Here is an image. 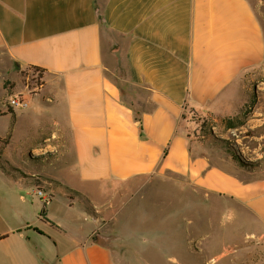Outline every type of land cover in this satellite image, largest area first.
Listing matches in <instances>:
<instances>
[{
    "label": "crops",
    "instance_id": "obj_1",
    "mask_svg": "<svg viewBox=\"0 0 264 264\" xmlns=\"http://www.w3.org/2000/svg\"><path fill=\"white\" fill-rule=\"evenodd\" d=\"M263 59L249 0H0V116L13 115L0 129V264H264V163L246 169L185 117L236 114L227 105ZM31 67L45 79L37 104L7 107ZM155 176L217 210L201 236L157 211Z\"/></svg>",
    "mask_w": 264,
    "mask_h": 264
},
{
    "label": "rangeland",
    "instance_id": "obj_2",
    "mask_svg": "<svg viewBox=\"0 0 264 264\" xmlns=\"http://www.w3.org/2000/svg\"><path fill=\"white\" fill-rule=\"evenodd\" d=\"M249 1L253 5L264 29V0ZM114 37H117V35ZM117 65L115 69L116 75L125 78L127 70L123 57L120 58ZM25 75H27L26 71ZM25 75L22 78L24 84L26 83ZM241 84L242 87L236 93L233 102L227 105V108L237 109L236 114L204 117L196 113L187 112L185 117L190 123L188 131L200 139L209 140L210 143L217 145L222 151L232 154L234 158L235 155L238 156L242 164L239 163L246 169L255 170L260 168L264 163V59L258 65L244 71ZM44 89L38 92V94L43 93ZM19 91L24 93L29 103L28 108H32V105L37 104L36 99H34L36 98L34 97L35 95L26 92V90L22 91L18 88L14 92H11L10 95ZM9 113L7 118L0 116V129L6 121L13 117L11 112ZM230 121L234 122V126H229ZM33 164L42 165V161H34ZM28 167L31 168V166ZM176 183L177 180L172 181L170 176H155L151 181L145 182V185L160 188L155 192V195L158 196V204L160 203V208L157 210L160 214L165 215L173 211L174 218L172 221L167 222V224H177L180 236L190 233L197 238L201 236L205 229L203 217H207L211 213H214L217 217L219 214L216 209L212 211L209 208L210 202L204 200L203 193L187 192L184 179L180 177L178 180V192L172 189V186L174 188ZM183 187L185 188L182 189ZM143 193L140 192V194ZM146 194L147 197L141 200L142 203L150 200L148 197L152 194ZM171 200L174 201L172 206ZM220 201L222 200L215 199L214 203L217 205L222 204L223 206L228 204L227 201ZM127 210H130V208L128 207ZM188 219L193 220L190 222ZM187 223L188 230H186ZM165 224V222H161L158 219L151 222L152 226H156V230L161 227L164 228ZM226 226L232 228L234 231L238 229L240 232H243L247 228H242L243 226L241 227L240 223L238 224L234 220H231ZM215 248L217 247H212V249Z\"/></svg>",
    "mask_w": 264,
    "mask_h": 264
},
{
    "label": "built area",
    "instance_id": "obj_3",
    "mask_svg": "<svg viewBox=\"0 0 264 264\" xmlns=\"http://www.w3.org/2000/svg\"><path fill=\"white\" fill-rule=\"evenodd\" d=\"M27 75H25L26 83L25 90L30 94L37 95L38 92L42 91L45 86V79L43 76V70L36 67H31L26 70ZM31 82V83H30ZM5 105L9 108H27L29 106L28 101L25 98L23 92L12 93ZM34 193L38 196H46V192L42 187L34 188ZM47 198V197H46Z\"/></svg>",
    "mask_w": 264,
    "mask_h": 264
},
{
    "label": "trees",
    "instance_id": "obj_4",
    "mask_svg": "<svg viewBox=\"0 0 264 264\" xmlns=\"http://www.w3.org/2000/svg\"><path fill=\"white\" fill-rule=\"evenodd\" d=\"M98 15H99V19L101 20V19H102V14H101V12H100V14H99V12H98ZM229 126H230V127H231V126H234V122L230 121ZM235 159H237V160L241 163V160H240V158H239L238 156L235 155ZM241 164H242V163H241Z\"/></svg>",
    "mask_w": 264,
    "mask_h": 264
}]
</instances>
